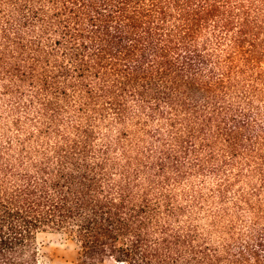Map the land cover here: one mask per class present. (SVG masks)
<instances>
[{"label":"trees","instance_id":"obj_1","mask_svg":"<svg viewBox=\"0 0 264 264\" xmlns=\"http://www.w3.org/2000/svg\"><path fill=\"white\" fill-rule=\"evenodd\" d=\"M264 264V0H0V264Z\"/></svg>","mask_w":264,"mask_h":264},{"label":"rangeland","instance_id":"obj_2","mask_svg":"<svg viewBox=\"0 0 264 264\" xmlns=\"http://www.w3.org/2000/svg\"><path fill=\"white\" fill-rule=\"evenodd\" d=\"M38 264H80L75 241L63 232H40L37 235ZM96 264H116L110 257L96 260Z\"/></svg>","mask_w":264,"mask_h":264}]
</instances>
